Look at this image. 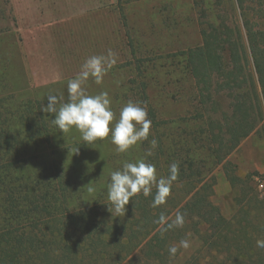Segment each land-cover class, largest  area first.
I'll use <instances>...</instances> for the list:
<instances>
[{
    "label": "rangeland",
    "instance_id": "obj_1",
    "mask_svg": "<svg viewBox=\"0 0 264 264\" xmlns=\"http://www.w3.org/2000/svg\"><path fill=\"white\" fill-rule=\"evenodd\" d=\"M34 1L0 0L3 120L22 102L33 101L40 104V109L46 107L50 94L66 102L68 81L77 76L85 60L93 55H107L111 50L116 56L115 65L104 76L102 84L97 85L89 78L84 85L87 93H108L114 113L110 128L129 101L146 107L151 126L147 140L118 154L110 135L86 144L75 127L62 134L52 123L54 114L41 110L53 128L50 143L39 148L37 159L22 173L33 177L56 164L72 190V206L77 210L96 207L104 212L101 216L112 220L107 186L111 172L122 169L124 163L145 159L155 165L158 177H166L170 166L167 157L173 153V163H182L184 169L188 155L199 166L204 160L205 168L209 169L207 134L202 132L208 129L210 120L220 123L223 114L230 113V99L224 93L215 96L216 111L201 106L183 57L174 55L202 45L204 12L212 24L225 20L229 25L241 26L243 19L235 0ZM149 113L164 124L157 126ZM153 139L157 141L155 148L150 143ZM149 151L153 155L147 156ZM226 162L227 167L219 165L205 176L204 183L211 186V200L227 221L236 215L240 205L243 212H251L248 219L259 226L258 240H264V202L258 209H252L255 204L247 200L240 203L244 194L249 197L258 194L264 201V122ZM230 166L235 167L233 174L240 183H233ZM89 187L94 191L89 192ZM191 189L189 182L178 178L169 200L177 203ZM187 239L188 249L176 245L178 262H184L202 248L199 238ZM260 250L264 255V248Z\"/></svg>",
    "mask_w": 264,
    "mask_h": 264
},
{
    "label": "trees",
    "instance_id": "obj_2",
    "mask_svg": "<svg viewBox=\"0 0 264 264\" xmlns=\"http://www.w3.org/2000/svg\"><path fill=\"white\" fill-rule=\"evenodd\" d=\"M235 1L241 26L225 20L212 24L204 12L202 45L174 55L183 57L201 106L216 111L215 96L224 93L230 99V113L220 123L210 120L202 132L207 134L209 169L190 155L186 169L179 165L178 178L193 189L177 203L168 197L153 208V189L148 197L139 193L131 198L124 217L110 220L96 207L77 210L56 164L33 177L21 172L53 133L40 104L22 102L4 120L0 113V264H264L257 247L259 226L248 219L251 212L240 205L225 220L211 200V186L204 183L216 167L229 165L227 157L264 122V0ZM149 114L157 126L164 124ZM174 156L167 157L170 165ZM232 181L241 182L234 174ZM245 200L255 204L252 209L264 202L258 194H244L240 203ZM177 212L184 215L183 227L161 235L154 221L163 213L171 222ZM189 237L199 238L202 248L178 262L179 250L170 256L168 249Z\"/></svg>",
    "mask_w": 264,
    "mask_h": 264
},
{
    "label": "clouds",
    "instance_id": "obj_3",
    "mask_svg": "<svg viewBox=\"0 0 264 264\" xmlns=\"http://www.w3.org/2000/svg\"><path fill=\"white\" fill-rule=\"evenodd\" d=\"M116 56L111 50L107 55H93L85 60L77 76L68 81V99L62 102L63 98L56 95H48L47 106H42L41 110L54 114L52 123L58 127L62 134L69 132L75 127L82 135V140L86 144L94 143L111 137V143L115 145L114 151L118 154L126 153L138 142L148 139L151 121L147 118L146 107L138 103L129 101L120 110L119 119L112 124L114 113L111 110V101L107 92H100L96 95L87 93L84 85L91 78L99 85L102 84L104 76L115 65ZM153 148L157 146V141L151 142ZM79 148L76 150L77 154ZM147 156L153 155L149 151ZM179 175V165L172 163L169 166V174L166 177H158L155 165L140 159L135 163L126 162L122 169L111 172L110 182L107 186L108 211L112 216L124 217L131 198L142 193L144 197L152 194L156 189L151 206L157 208L166 203L171 193L173 183L177 181ZM90 184V182L88 183ZM87 184V185H88ZM89 192L94 188L89 187ZM160 226L161 235L172 228L183 227L184 215L177 212L174 219L166 217L163 213L159 219L154 221ZM190 247L187 239L179 242V248L188 249ZM257 247L264 248V240L257 241ZM170 256H175L178 247L171 246Z\"/></svg>",
    "mask_w": 264,
    "mask_h": 264
},
{
    "label": "crops",
    "instance_id": "obj_4",
    "mask_svg": "<svg viewBox=\"0 0 264 264\" xmlns=\"http://www.w3.org/2000/svg\"><path fill=\"white\" fill-rule=\"evenodd\" d=\"M27 1V0H26ZM33 1V0H32ZM34 2H39V0H35ZM33 3V2H32ZM34 4V3H33Z\"/></svg>",
    "mask_w": 264,
    "mask_h": 264
}]
</instances>
